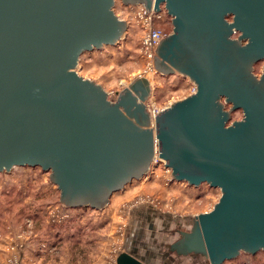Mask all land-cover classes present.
Returning a JSON list of instances; mask_svg holds the SVG:
<instances>
[{
    "label": "water",
    "instance_id": "95a60500",
    "mask_svg": "<svg viewBox=\"0 0 264 264\" xmlns=\"http://www.w3.org/2000/svg\"><path fill=\"white\" fill-rule=\"evenodd\" d=\"M162 1L132 3L160 11ZM186 3L176 2L175 11L167 7L181 17L171 36L231 14V28L250 36L264 57V0H217L211 7ZM114 4L0 0V171L26 164L51 169L50 180L59 184L65 205L102 208L114 191L148 171L156 137L158 158L175 180L206 182L222 192L172 249L202 255L210 264L264 250V112L244 108V117L227 125L233 106L209 129L206 113L223 84L202 83L181 69L197 91L163 108L154 122L146 107L152 90L147 77H134L110 100L76 68L83 52L123 37L127 22L115 14ZM156 53L157 69L164 74L174 69ZM116 261L148 264L129 252Z\"/></svg>",
    "mask_w": 264,
    "mask_h": 264
},
{
    "label": "rangeland",
    "instance_id": "374dc122",
    "mask_svg": "<svg viewBox=\"0 0 264 264\" xmlns=\"http://www.w3.org/2000/svg\"><path fill=\"white\" fill-rule=\"evenodd\" d=\"M115 2V14L128 25L123 37L116 44L82 53L76 70L99 83L112 101L134 77H147L152 91L146 107L150 116L155 115L188 96L193 87L189 78L178 72H161L150 56L154 51V46L148 45L151 30H161L163 35L170 32L171 19L164 11L151 19L132 2ZM235 116L241 118L242 113ZM50 173L51 169L28 164L0 171V264H116L125 244H132L135 236L146 240L152 232L159 237L164 230L166 241H173L178 234L161 228L162 223L190 229L194 217L212 210L222 195L220 188L206 182L192 185L175 180L162 162H155L141 178L114 191L102 208L65 205L60 200L61 188L50 180ZM140 213L150 214L152 222L158 219L154 230L147 226L144 215L139 218ZM135 243L140 246L139 241ZM258 251L255 256L242 251L239 258L224 264H264V250ZM143 254L136 256L148 259ZM159 259L160 254L148 264H159ZM174 264L210 261L189 255L175 258Z\"/></svg>",
    "mask_w": 264,
    "mask_h": 264
},
{
    "label": "flooded vegetation",
    "instance_id": "af4514ba",
    "mask_svg": "<svg viewBox=\"0 0 264 264\" xmlns=\"http://www.w3.org/2000/svg\"><path fill=\"white\" fill-rule=\"evenodd\" d=\"M125 1L150 2L152 0ZM178 1L163 0L160 4V11H164L166 16L171 19L173 28L170 32H164L157 44L156 51L159 50L164 56L166 64L174 68V71L170 70L169 73L178 72L189 78V76L180 72L179 69H181L187 71V73L202 83L210 85L223 84L218 98L215 97L217 102L212 101L206 113V117H208L206 123L209 129L218 125L226 116L224 111L229 110L233 106L236 107L231 111L227 125L235 120L242 119L244 117V108L252 110L256 115L257 113H263L264 57L254 50V41L251 40L250 36L246 37L242 31L231 28L230 23L234 21V15L231 14L225 16V19L218 20L217 23L215 21H206L204 24L199 22L190 25L187 30L178 36H171L175 22L177 20L180 21L181 17L174 16L167 7L169 6L171 10L175 11L176 7L174 5ZM183 1L184 3L190 1L196 6L211 7V3L217 0ZM113 28L115 29V27ZM114 32H112V35H115ZM158 58L161 59V56L156 53L155 62ZM189 80L194 83L190 78ZM192 93L194 92H190L188 95ZM222 103L224 106H221ZM236 112L242 113L241 118H236ZM193 224L194 219L191 221V228ZM176 226L178 227L173 232L177 233L178 237L165 250L164 258L174 261L177 257L185 258L193 255L192 257L201 256L209 261L208 258L199 254L183 255L178 253L176 249H172V245L183 237V232L191 230V228H181L180 225Z\"/></svg>",
    "mask_w": 264,
    "mask_h": 264
},
{
    "label": "crops",
    "instance_id": "0c3cea01",
    "mask_svg": "<svg viewBox=\"0 0 264 264\" xmlns=\"http://www.w3.org/2000/svg\"><path fill=\"white\" fill-rule=\"evenodd\" d=\"M127 3H130V2H127ZM98 49H100V48H98ZM143 215H144V213L143 214L140 213L139 218L141 219V217ZM151 217H152V215H151ZM150 219H151L150 214L144 215V217H143V220L147 223V226H149V228L154 230L155 227L157 226V220L158 219L155 220L156 222H154V221L152 222ZM160 227L164 228V229L171 230L172 233H173V231L176 230L175 227L172 228L171 226H169L168 224H165V223H162L160 225ZM153 234L154 233L152 232L150 235V238H148L146 240L145 239L142 240L141 237L135 236L136 238H133L132 244H129V243L125 244L126 249H124L123 252H129L135 256H136V253L144 252V254L146 255L145 257L148 258V259H145L147 262H149L148 261L149 259H152L155 256H158V254H160L159 264H160V261H161V264H174L173 260L164 258L165 250L169 247V245L174 240L170 241V242L166 241L165 236H167L168 234L164 230H163V233H161V235L159 237H156ZM135 240L140 242V246L136 245ZM148 243H151L150 246H147ZM162 247H165L166 249L162 250ZM190 256H193V255H190ZM142 259H144V258H142ZM116 264H117V261H116Z\"/></svg>",
    "mask_w": 264,
    "mask_h": 264
},
{
    "label": "built area",
    "instance_id": "2783aa9c",
    "mask_svg": "<svg viewBox=\"0 0 264 264\" xmlns=\"http://www.w3.org/2000/svg\"><path fill=\"white\" fill-rule=\"evenodd\" d=\"M145 2H136V3H133L132 5L133 6H139L142 10H143V12L145 13V14H147L148 15V17L149 18H151V19H153L155 16H157V15H159V12H161V11H156V10H154L153 8H154V6L152 5L151 6V8H150V10L149 11H147V9H146V6H145V4H144ZM115 4H116V2H115ZM128 4H130V3H128ZM114 7V6H113ZM141 14H142V12H141ZM119 17V16H118ZM120 18V17H119ZM121 19V18H120ZM152 32H151V34H150V36H149V38H148V45L150 44L151 46H154V51H150V56L153 58V54H155L156 55V50H155V48L157 47V44H158V42L160 41V39L162 38V36H163V34H162V31L161 30H156V29H152L151 30ZM151 83V82H150ZM192 92H195L196 91V84L195 83H192ZM151 87H152V83H151ZM157 113H158V111H157ZM156 113V114H157ZM155 114V115H156ZM155 115H152L151 116V118L153 117V116H155ZM152 122H154V117H153V119H152ZM153 124V123H152ZM154 157H153V159H152V161H151V163H150V168L152 167V165H153V163H155V162H162L163 163V166L165 167V165H164V163H165V160H163V159H159L158 158V144H157V138L155 137L154 138V155H153ZM155 161V162H154ZM168 171H170V173H171V169H169V168H167V167H165ZM117 260V259H116Z\"/></svg>",
    "mask_w": 264,
    "mask_h": 264
},
{
    "label": "trees",
    "instance_id": "16d2710c",
    "mask_svg": "<svg viewBox=\"0 0 264 264\" xmlns=\"http://www.w3.org/2000/svg\"><path fill=\"white\" fill-rule=\"evenodd\" d=\"M166 32V31H165ZM85 52H89V51H85ZM85 52H83V53H85ZM242 253V252H241ZM259 253V251L258 252H255V253H252V254H248V253H245L246 255H252V256H255V255H257ZM199 257H201V256H199ZM240 257V255L239 256H237L236 258H232V259H226L222 264H224V263H226L227 261H232V260H235V259H237V258H239ZM204 259V258H203Z\"/></svg>",
    "mask_w": 264,
    "mask_h": 264
}]
</instances>
